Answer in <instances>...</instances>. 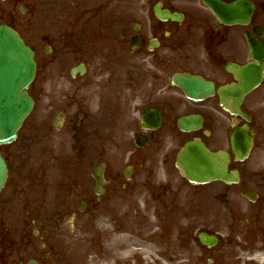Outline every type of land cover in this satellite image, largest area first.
I'll return each instance as SVG.
<instances>
[{"label": "flooded vegetation", "instance_id": "af4514ba", "mask_svg": "<svg viewBox=\"0 0 264 264\" xmlns=\"http://www.w3.org/2000/svg\"><path fill=\"white\" fill-rule=\"evenodd\" d=\"M33 1L37 10L31 9ZM54 1L59 0H0V26L18 33L36 63L27 89L34 107L23 126L36 110L34 125L44 121V109L67 107L62 100L56 102L54 94L69 85L75 105L84 104L83 111L74 114L73 129L102 128L115 120L120 127L128 120L131 128L121 134L132 142L133 150L127 152L120 175L129 183L141 171L140 186L150 190L151 201L128 205L126 211L124 202L111 199L115 190L109 191L105 215L96 216L99 199L111 182L105 162L100 196L91 184V189L69 195L70 205L56 202L46 214L43 195L35 190L49 184L47 175L42 169L28 170L31 159L25 151H9L21 140L18 135L13 143L0 146L7 169L0 188V264H184L189 182L175 167L176 155L193 139L209 147L207 139L212 135L214 151L230 155L229 173L238 177L233 184L215 183L251 207L261 231L226 234L225 241L200 231L197 240L203 253H212L207 264H264V0H215L229 6L230 16L237 13L235 5L242 4L244 24L222 23L206 4L209 0H83L73 2L71 12L56 23L57 14L44 9ZM229 63L245 67L252 86L240 99L220 93L241 85L237 75L226 69ZM174 65L175 73L210 82L213 93L199 101L187 98L172 84L174 74L169 71ZM80 81L85 82L84 89ZM96 106L98 113L93 112ZM63 110L52 121L55 132L65 126ZM145 113L149 115L142 121ZM188 115L200 116L202 123L182 132L178 119ZM240 129H246L249 148L246 157L235 159L230 135ZM85 139L87 135L78 138ZM170 139L173 142L167 146ZM136 140L144 147H136ZM128 187L118 186L122 194ZM66 223L78 226L75 231L81 238L74 233L75 238L68 237L69 247L61 248L55 239L67 238ZM200 234L214 243H204Z\"/></svg>", "mask_w": 264, "mask_h": 264}, {"label": "rangeland", "instance_id": "374dc122", "mask_svg": "<svg viewBox=\"0 0 264 264\" xmlns=\"http://www.w3.org/2000/svg\"><path fill=\"white\" fill-rule=\"evenodd\" d=\"M82 1L59 0L47 2L44 9L57 14L54 21L60 23L62 21L61 16L71 12L73 2ZM36 8V1H33L31 9L37 10ZM177 70L178 66L174 65L170 68L169 75L175 73ZM84 83V81L79 82L81 86ZM65 84L67 85V83ZM84 88L85 86H82V89ZM69 90L70 87L67 85L63 89H57L56 94H54L57 98L56 102L62 100V104L67 103V107L61 105V108L55 110L47 111L44 109L43 113H41L44 116V121L34 125L33 122L37 119L39 113V110H36L28 122L21 128L19 132L21 140L15 142L16 144L9 149L12 152L25 151L28 154V157L31 159L28 164L29 171L31 168L37 171L42 169L44 171L43 176L46 173L49 184L42 185V190H38V188L35 190L43 195L42 201L45 204L46 214L52 210L53 206L57 204L56 202L62 203V207L63 205H70L68 197L74 194V191L84 190L85 187L91 189L93 180L90 172L96 165L102 162H106L107 164L105 175L111 182H109L105 197L99 199L101 203L99 204V211L96 213V216L101 218L105 215L103 210L105 205H107L105 201L109 197V191L113 190L115 191L110 194L112 195L111 199L119 202L120 205L124 202L123 206L126 211H130L126 209L128 205L136 203L140 206L143 200L148 205V202L151 201L150 190H146L143 186H140L143 183L140 182L143 173L137 170V176L135 173L133 180L129 183L123 180L120 175L126 163L125 159L128 157L127 152L133 150L132 142L123 139L121 134L126 131V128H131L128 120H125L120 127L118 121L115 120V123L111 121L112 123L109 122L108 125L102 126V128L95 125L91 128L86 127V129H73L74 114L75 112L77 114V110L83 111L84 104L79 103L75 105L72 99L74 93L69 92ZM64 94L67 97L64 98ZM47 103L48 100H44V104L46 105ZM59 109H64L66 122L59 132H55L51 124ZM97 109V106L94 107L93 112L98 113ZM118 113L114 115H118ZM79 118L81 119L82 116L80 115ZM106 121H109V115ZM83 135H87L88 139L78 140ZM170 140L167 146H170L171 142H173V139ZM207 143L212 149L217 147L214 135L207 139ZM173 149L172 147L171 150ZM158 168L163 170L164 166L159 164ZM80 172L82 173V177L85 176L83 178L84 182L78 177ZM121 184L129 186L124 194L118 188ZM153 184L151 182L152 188ZM187 195L189 206V218L187 222L188 249L184 255V264H207V260L213 257L210 252H202L203 249L196 237L200 231L220 235L223 241L227 238L226 234L257 233L261 231L260 219L259 221L254 220L250 214L251 207L238 194L233 193V191L228 192L221 184L214 183L208 186H191L188 184ZM148 220H150L149 217ZM63 227L66 230L65 234L67 238L60 237L55 240L59 244L62 243L61 248H68L70 244L68 237L75 238L73 236L74 233L78 238L81 237L79 232L75 231V227L78 226L72 227L66 223L63 224Z\"/></svg>", "mask_w": 264, "mask_h": 264}, {"label": "water", "instance_id": "95a60500", "mask_svg": "<svg viewBox=\"0 0 264 264\" xmlns=\"http://www.w3.org/2000/svg\"><path fill=\"white\" fill-rule=\"evenodd\" d=\"M216 16L225 23H242L244 16L240 14L242 4H236V16L229 15V6L210 0L207 2ZM231 19V20H230ZM260 62L259 56L254 55ZM239 75L241 85L236 90L225 91L231 97L241 98L249 89L246 80V68L237 69L232 65L227 66ZM35 74V63L32 51L24 45L20 37L13 30L0 27V144L10 143L16 137V132L22 122L30 113L33 102L25 92ZM173 84L180 87L191 99H200L208 93H212L213 86L204 80L189 75H175ZM199 117L182 118L179 127L188 131L200 125ZM232 146L240 159L247 154L248 139L244 130L235 132L232 136ZM229 156L223 152H211L199 140L189 141L184 144L177 155L176 166L182 171L189 182L205 184L212 180H221L226 183L237 181L235 173H228L227 163ZM104 166L93 171L96 179L95 190L99 193V185L102 182ZM5 177L3 161L0 159V185ZM204 243L212 244L214 239L200 235Z\"/></svg>", "mask_w": 264, "mask_h": 264}]
</instances>
